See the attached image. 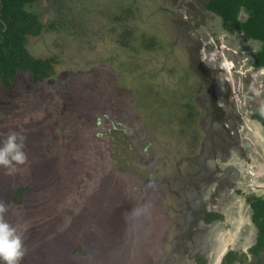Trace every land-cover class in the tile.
<instances>
[{
  "label": "rangeland",
  "instance_id": "374dc122",
  "mask_svg": "<svg viewBox=\"0 0 264 264\" xmlns=\"http://www.w3.org/2000/svg\"><path fill=\"white\" fill-rule=\"evenodd\" d=\"M203 1L39 0L30 8L39 14L44 28L38 36L28 37L27 48L33 56H52L55 59L53 72L49 77L32 83L28 71L19 70L9 88L0 87V121L5 120L1 123L10 124L17 133L22 131L26 134L29 142L32 143V145L28 144L26 149L31 150L32 156L35 157L39 151L43 152L45 146L51 151L48 157L44 158L43 165L46 169L45 174H47L45 179L41 177L35 179L36 174L41 173L43 165L36 169L35 164L31 163L28 158L24 164L19 165L24 170L21 172L23 175L28 176L36 184L39 180L43 185L39 187L35 185L36 187L41 191L47 189L51 194L50 199H40L36 204L33 200V192L24 195L26 199L24 203L30 205L34 216H36L35 211L39 210L37 206L43 205L46 200V208L41 212L44 220L25 222L22 217L26 215V212H21V217H18L17 213H10L8 207L4 213L5 219L13 224L22 236L25 235L23 237L26 248L24 261L31 259L37 264H69L68 262L77 264V260L71 261V258L78 257L71 250V247L75 246L74 240L63 237L66 247L61 249L58 247L59 250L55 252L52 247V229L49 226L55 224L59 228L56 220L60 221L59 223H62L64 227L73 228L78 222L79 226L87 225L81 232L80 243L91 255L104 245H101L102 241L108 239L98 234V218L106 211L99 226L101 229L111 231L112 234L109 237L114 235L116 241L123 244L116 260L108 264L178 263L173 258L172 261L169 260L170 263L162 262L163 258L156 263L160 248L163 253V248H165V254L167 251L174 253L177 250H174L177 237L180 234L181 238L190 236V232L186 231L187 227L184 225L176 229L177 233L174 231L175 211L181 210L188 213L190 208L187 204L184 205L187 200L195 202V206L198 204L203 207L205 206L203 201H207L205 196L199 199V193L206 190V186L196 190L197 198L189 199L188 196L190 192L192 193L191 190H194L191 186L193 185L192 176L197 177L200 172L196 161H193V154L203 138L202 129L198 125V119L201 114L203 115V110L200 105H196L194 121H190L186 117L187 109L182 106V101L187 100L191 92L195 95L197 102L200 100V94L196 90L199 81L195 69L196 63L199 64L198 53L202 46L200 39L208 40L212 25L213 32L219 34L216 27L221 25L219 24L221 19L217 15L204 9ZM106 10L111 14H106ZM127 10L130 12L127 14L125 26L133 30L127 38L131 48L117 44L120 43L117 38L122 30L119 25H124V23L117 24L112 20L114 15H123ZM240 18H243V14ZM142 35L145 36L143 40L146 43L150 41L153 44L148 51L140 46ZM234 35L230 36L233 41L235 40ZM119 39L122 37L119 36ZM251 42L256 46V50H259L260 43L254 40L247 43ZM125 59L127 61H123ZM116 66L118 76L121 78L123 76L120 71L124 69L129 70L127 73L132 80L142 77L145 88L138 86L142 90L138 91L139 94L138 92L133 93L134 90L130 88V79L126 77L124 90L118 89L112 75ZM145 101H148L150 106L148 111L140 112L133 109V106H143ZM85 103L91 104L88 110L100 106L98 107L100 124L99 126L92 124V127L85 130L87 134H93L94 130L106 129L110 114L115 121H121L120 125L117 124V130L109 132L103 138V150L97 152L95 145H92L98 144L96 139L90 145H83V142H80L78 148H74L66 140L69 134L66 133L63 137L58 136L60 140L56 137L60 133L59 128L57 129L58 124L63 118L62 128L64 130L65 128L73 130L77 121H84L81 113H83ZM78 114L81 118H78ZM96 114L97 111H94V115ZM255 130L254 133L257 136L254 140H258L261 132L264 133V128L255 127ZM3 132L4 135L0 131V140L9 133H6L4 129ZM194 136L195 146L192 145ZM49 139L52 143L50 146L46 144ZM262 146L264 150V142ZM53 149L56 151H52ZM73 150L79 153L72 154ZM92 150L94 154L91 156L88 151ZM109 155L112 161H115L118 156L129 167L139 171L142 169L163 181V188L166 192H163L161 197L159 195L163 189L159 186H151V188L156 187L153 197L154 201L160 204L154 209L162 215L160 213L153 215L154 221L149 228L143 229L144 232L141 231L143 225L137 208L141 199L132 193L121 174L113 173V170L109 169L107 171L106 163L109 162ZM233 157L234 159L227 162L230 165L235 163L238 176L243 177L246 164L242 161L238 163V157L234 156V153ZM56 162L59 163L61 171L65 166L69 167V163L72 162L79 171L76 174L81 183L76 177L74 178L71 171L63 172L65 182H60L59 179L54 180L53 177L49 178L51 168L58 167ZM1 169L3 168H0V173ZM260 169L264 171V165H259L258 170ZM230 172L228 174L234 176ZM181 174L184 175V180L179 181L178 184L177 181L181 178ZM73 178L77 186H81V191L87 194L84 201H78L67 194L68 188L65 187L68 184L72 185ZM250 178L253 179L254 176ZM1 181L3 179L0 178ZM253 181L256 183L254 179ZM203 183H207V178ZM135 184L139 183L133 182V185ZM188 186L190 188H187ZM239 188L246 190V187ZM259 191L262 192L264 189L260 188ZM183 192L188 194H182ZM63 193L67 196L65 203L69 204L56 209L58 199ZM41 195L46 196L45 193ZM239 198L236 196L218 198L214 202L222 211L224 210L222 213L227 215L226 219L233 222L230 224L233 228L232 239L235 238L232 241L236 243V246L232 244L233 247L251 256L247 252V247L254 240L255 227L252 224L249 225L247 215L249 212L244 213L247 204L244 210L241 206L226 207L227 200L235 205L243 203L242 197ZM117 201L123 203L119 206ZM0 202L6 206L9 204L5 200H0ZM177 203L180 205L178 206ZM215 204L210 203V206H215ZM109 205H115L117 208L110 210ZM91 206L99 208L95 215L93 211H84L85 208ZM55 213L58 214L56 218ZM164 217L169 221L168 226L165 225ZM226 219H223L222 223H216L212 230L222 231L228 225ZM179 222L181 225V219ZM91 227L97 231H93ZM150 231L156 234V241L149 242L150 234L144 235ZM215 234H212L213 237L217 236ZM35 241L38 242L37 247ZM42 244H45V247ZM125 247H131L132 250L134 248L133 253H126ZM204 247L202 253L209 254L213 243L210 245L206 241ZM59 252L63 255H58Z\"/></svg>",
  "mask_w": 264,
  "mask_h": 264
},
{
  "label": "trees",
  "instance_id": "16d2710c",
  "mask_svg": "<svg viewBox=\"0 0 264 264\" xmlns=\"http://www.w3.org/2000/svg\"><path fill=\"white\" fill-rule=\"evenodd\" d=\"M39 0H0V87L7 89L9 88L14 81L15 76L17 75V72L19 70H26L29 73L30 81L32 83H36L40 81L43 78L49 77L53 72V65L55 63V59L52 56L47 57H38L33 56L29 49L27 48V39L28 37H35L38 36L43 31V23L40 20L39 14L35 11L31 10L30 8L36 4ZM111 4V2L109 3ZM202 6L205 10L210 11L212 14L217 15L222 22L223 27H225L229 32H235L239 31L242 33V36L245 40H251V41H258L260 43V48L257 51L255 55V59L253 64L255 66H263L264 65V0H204ZM109 9H111L109 7ZM108 9V10H109ZM106 10V14H111ZM129 10L125 11L123 15H114L113 22L115 23H121L124 25H119L122 30L118 35L117 40H120V43H117L119 46L123 47H130L127 41V38L129 35L133 33V30L125 26V21L127 19V14H129ZM122 13V12H121ZM120 14V13H119ZM243 14V18H240V15ZM119 36L122 37V39H119ZM142 41L140 43V46L147 50L150 48V46H153L152 42L149 41V43H146L143 39L145 38L144 35H142ZM131 48V47H130ZM123 61H127L126 59ZM119 62L118 64H120ZM119 66V65H117ZM117 66L113 70V74L110 72V74L113 75L115 79V83L118 85V89L122 88L125 84L124 81L126 77L129 78L127 71L129 70H121L123 78L118 76V70ZM121 66V64H120ZM141 75V73H140ZM144 75V74H143ZM130 79V78H129ZM131 86L130 88L134 92H140L142 89L138 86L145 85L143 83V79H130ZM122 85V86H121ZM135 85V86H133ZM133 86V87H132ZM144 87V86H143ZM145 88V87H144ZM124 90V89H123ZM146 90V89H145ZM138 92V94H139ZM192 94V92H191ZM189 94L187 97V100L182 101V106L184 109H187L186 117L190 121H194L195 110L194 107L196 106L194 100L192 99V95ZM182 97H185V95H182ZM145 105L147 107H145ZM91 104L85 103L84 110L82 109L83 113L81 115L84 117V121L79 120L75 124V129L69 130V128H65V130L62 128V123L64 122V118L61 120V123L58 124L57 129L59 128V132L61 133L63 130L64 132L62 134H58V136H62L64 134H69V136L66 138V140L74 147L78 148V145H80V142H83L82 144L90 145L96 140H98V144H92L96 147V152L102 149V140L104 137L107 136V134L113 130H117V124L120 125L121 121H115V119L111 116L108 118V125L106 129H102L101 131L94 130L93 134H87L85 130H87L89 127H92V124L94 126H99L100 121L98 118V106L95 109L88 110ZM146 108V110L144 109ZM100 109V108H99ZM133 109H137L140 112L148 111L150 109L148 101H145V104L143 106H133ZM87 110V111H85ZM94 111H97V114L94 115ZM102 112V110H100ZM111 113V112H110ZM102 114V113H101ZM107 115V114H103ZM9 117V116H8ZM7 117V120H8ZM78 118H81L78 114ZM5 121V120H3ZM3 121H0V131L3 133V129L6 131V133L10 131H15V128H11V125H7L6 123H1ZM262 124L264 125V120H262ZM66 127V126H65ZM11 128V129H10ZM19 134H22L25 137L24 141V152L26 154V158L30 159L31 163L35 164L34 168H39L44 163V158L46 159L48 157L49 151L48 147L45 146L44 151H39L37 155L34 157L30 154L31 150L27 151V145L32 143L29 142L28 137L25 133L22 131L18 132ZM125 135V133H123ZM2 135V136H3ZM95 137V138H94ZM55 138V137H54ZM193 138V144L195 146V136ZM59 139V138H58ZM51 139L46 143L50 146L52 144L50 142ZM60 140V139H59ZM144 146V145H143ZM56 151V149H53L52 151ZM79 153L75 150H73L72 154ZM89 155H93L94 151H88ZM124 156L125 152H124ZM100 157V156H99ZM103 160H105L104 156ZM34 158V161H33ZM109 162L106 163L107 171L113 170V173L121 174L124 177V181L128 184V188L132 191V193L135 194L137 198L141 199V202L137 206L139 212H140V221L143 225L141 231L143 229L149 228L151 223L154 221L153 215L156 213H160L159 211H155L154 207L156 205H160L157 203V201H154V188H151V186H159L163 189V191L159 195L162 196L163 192L165 191V188H163V181L162 179H159L158 177H153L154 175H151L150 173L145 172L144 170L140 169L136 170L132 167H129L127 164H125L122 159L116 157L115 161L111 159L110 155L108 156ZM127 158V157H126ZM24 164V163H23ZM57 168H51L52 172H50V177H53L54 180L59 179L60 182H65V174L63 172L71 171L73 173L74 178L77 177L76 173H79L78 170L73 166V163H69V167L63 168L64 170L61 171L59 163L56 162ZM24 167V166H23ZM25 168V167H24ZM41 173L36 174L35 179H42L47 178L46 169L43 165L41 167ZM24 170L19 167V165L16 167L13 171H8L5 169H1V179L3 181L0 182V200L8 201V210L10 213H17L21 217V212H26V215L22 217V219L25 220V222L29 221H41L43 219L42 211L46 208V200L44 201L43 205L37 206L39 210L37 209L35 211V215H33V210L29 207L30 205H26L24 203V195L28 192H33V200L35 204L40 199L48 198L50 199L51 194L47 191V189H44L41 191L38 187L43 186L41 182L38 180V184L32 182L28 176L23 175L21 172ZM121 172V173H119ZM30 174V173H29ZM150 174V175H149ZM71 180L72 185H67V194L69 197L73 196L78 201L82 200L84 201V198L87 194L81 191V186H77L76 180ZM161 178V177H160ZM29 180V181H28ZM79 180V179H78ZM80 181V180H79ZM133 182H137L139 184L133 185ZM81 183V181H80ZM35 185H38L36 187ZM134 186V187H133ZM158 187V189H159ZM75 190V191H73ZM128 190V191H130ZM8 191V196H7ZM45 193L46 196H42L41 194ZM4 194V196L2 195ZM67 196H64V193L60 198L58 199V203L56 204V209L63 208L65 205H68L69 203L66 202ZM111 200V199H110ZM113 200V199H112ZM118 202V201H117ZM247 202L249 203L250 210H251V223L255 227V233H254V241L253 243L248 247L247 252L249 253L248 256L247 253H238L237 251H228L224 257H222L220 264H264V193L262 195L256 196L252 195L247 198ZM119 206L123 202H118ZM24 205V206H23ZM117 205V203L115 204ZM115 205H109L108 207L110 210L117 208ZM118 206V207H119ZM153 206V207H152ZM36 207V208H37ZM99 208H96L95 206H91L89 208H85L84 211H93L94 215L98 211ZM56 213H58L56 211ZM55 213V218L58 214ZM205 213V221H211L213 219H223V214L213 211V212H204ZM106 214V211H104L100 217L98 218V234L101 236H106L108 239L107 241H102L101 245L104 244L102 247L98 248V251L92 252L91 255L87 253V250H85L80 243V235L82 230L87 225H81L79 226V222L74 225L73 228L70 226L64 227L62 223L60 224V221H57V225L59 228L54 224L52 226H49V228L52 229L51 236H52V247L54 248L55 252L61 248H65L66 245L63 243V237L68 239H73L75 242V246L71 247V250L73 253H75L78 257L71 258V261L77 260V264H108L112 263L116 260L118 253L121 251V248L123 247V244L120 242H117L115 239V236L112 235L114 238H110L111 231L107 229H101L99 226L101 220H103L102 217H104ZM161 214V213H160ZM162 215V214H161ZM68 217V216H66ZM44 220V219H43ZM74 220V219H73ZM165 225L168 226L169 221L166 220V218H163ZM73 226V225H72ZM93 231H97L93 227H91ZM144 232V231H143ZM150 234V235H149ZM144 235H149V242H153L157 240V236L155 233H152L151 231L149 233H144ZM23 235L22 237H24ZM153 238V239H152ZM114 239V240H112ZM62 240V241H61ZM25 243V241H24ZM36 247L38 245V242H36ZM41 244V243H40ZM109 244V245H108ZM50 245V244H48ZM46 245V246H48ZM43 247H45V244H42ZM59 247V249H58ZM164 253L162 251V248L159 249L160 253H158L156 263H158L165 255V248H163ZM124 251L126 253H133L134 248L132 250L131 247H125ZM168 253V251H167ZM58 255H63L60 252ZM160 259V260H159ZM200 264H204L206 262L205 259L199 260ZM69 264H73V262H68ZM20 264H37L31 259H21ZM155 264V263H154Z\"/></svg>",
  "mask_w": 264,
  "mask_h": 264
},
{
  "label": "flooded vegetation",
  "instance_id": "af4514ba",
  "mask_svg": "<svg viewBox=\"0 0 264 264\" xmlns=\"http://www.w3.org/2000/svg\"><path fill=\"white\" fill-rule=\"evenodd\" d=\"M219 24L222 25V22ZM216 31L219 34L213 32L212 25L211 34L208 33V40L200 39L202 46L198 53L199 64L196 63L195 69L199 81L196 90L200 94L201 102L200 100L197 102L195 95L191 94L195 104L200 105L203 110V115L201 114L198 119L203 138L197 151L193 154V161H196L200 172L197 177L192 176L193 185L191 184V186L194 190H191L192 193L190 192L188 196L189 199L197 198L196 190L206 186V190L199 193V199L205 196L207 201H203L205 205L203 207L198 204L195 206V202L187 200L184 205L189 206L188 213L181 210L175 211L174 231L176 232V229H180L184 225L187 227L186 231L190 232V236L181 238L180 234L174 248L177 250L174 253L171 251L166 253L162 262L175 259L178 262L176 264H200L199 260L205 259L204 264H220L222 257L230 250L237 251L239 254L243 253L244 251L240 252V249L232 245L236 244L232 241L235 239H232L233 228L230 226L233 222L226 219L227 215L223 214L224 210L222 211L214 200L241 196L243 203L235 205L227 200L226 207L236 206L238 208L241 206L244 210V206L247 204L244 213L249 212L247 215L249 225H251V210L247 198L264 193V191H259L260 187H264V171L258 170L259 165H264V150H262L264 133L260 134L261 142L259 139L254 140L257 136L254 133L256 132L255 127L264 128L262 124V120H264V65L255 66L253 64L258 49L256 50L253 42L248 44L246 42L248 40H245L243 36L242 39L239 31L229 32L223 25L222 35L218 25ZM231 35L235 36L234 41L230 39ZM233 153L238 157V163L242 161L243 164H246V167L242 165L245 169L243 177L238 176L235 163L230 165L227 162L234 159ZM229 172L234 176L228 174ZM180 176L178 184L179 181L184 180V175ZM251 176H254L253 179L256 183L250 178ZM206 178L207 183H203ZM241 185L246 187V190H241L239 188H243ZM183 188L186 189L185 186ZM182 194L188 193L183 192ZM177 197L179 198V196ZM210 203H214L215 206H210ZM177 205L179 206L180 203ZM213 211L223 214V219L227 220L228 225L226 224L227 227L222 231L215 232L212 228L216 223H222L223 219L216 218L205 221L204 212ZM214 233H216V237H213ZM206 241L210 245L213 243L212 251L209 254L202 253Z\"/></svg>",
  "mask_w": 264,
  "mask_h": 264
},
{
  "label": "clouds",
  "instance_id": "9594fccd",
  "mask_svg": "<svg viewBox=\"0 0 264 264\" xmlns=\"http://www.w3.org/2000/svg\"><path fill=\"white\" fill-rule=\"evenodd\" d=\"M25 137L10 131L0 140V168L13 171L26 160ZM7 206L0 202V264H20L26 254L22 233L4 217Z\"/></svg>",
  "mask_w": 264,
  "mask_h": 264
},
{
  "label": "crops",
  "instance_id": "0c3cea01",
  "mask_svg": "<svg viewBox=\"0 0 264 264\" xmlns=\"http://www.w3.org/2000/svg\"><path fill=\"white\" fill-rule=\"evenodd\" d=\"M219 27V29H220V33H221V35H222V25H220V26H218ZM225 33V32H224ZM226 34V33H225ZM238 36H239V34H237ZM240 36L242 37V34H241V32H240ZM242 39H243V37H242ZM250 40H248V41H246V42H249Z\"/></svg>",
  "mask_w": 264,
  "mask_h": 264
},
{
  "label": "water",
  "instance_id": "95a60500",
  "mask_svg": "<svg viewBox=\"0 0 264 264\" xmlns=\"http://www.w3.org/2000/svg\"><path fill=\"white\" fill-rule=\"evenodd\" d=\"M260 188H263L264 189V187H260Z\"/></svg>",
  "mask_w": 264,
  "mask_h": 264
}]
</instances>
